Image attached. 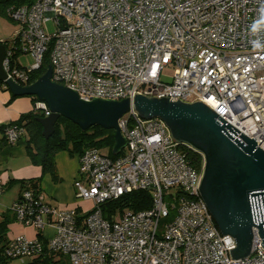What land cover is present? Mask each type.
Instances as JSON below:
<instances>
[{
    "label": "built area",
    "instance_id": "built-area-1",
    "mask_svg": "<svg viewBox=\"0 0 264 264\" xmlns=\"http://www.w3.org/2000/svg\"><path fill=\"white\" fill-rule=\"evenodd\" d=\"M5 14L18 29L5 46L7 79L26 85L47 53L53 81L87 101L126 98L129 108L117 121L125 139L121 155L87 148L78 157L74 194L91 208L50 205L24 184L7 209L25 226L38 232L52 226L54 232L48 238L16 235L4 244L3 257L23 262L49 253L67 264H264L253 225L249 252L231 259L233 237L221 236L197 190L203 161L195 169L186 158L195 150L190 144L174 142L159 118H142L133 108V93L199 101L264 151V0H30L8 6ZM15 53L29 54L33 62L21 67ZM33 107L50 114L43 101ZM23 133L11 124L3 135L14 143ZM133 190L149 194L148 208L103 216L101 205Z\"/></svg>",
    "mask_w": 264,
    "mask_h": 264
},
{
    "label": "water",
    "instance_id": "water-1",
    "mask_svg": "<svg viewBox=\"0 0 264 264\" xmlns=\"http://www.w3.org/2000/svg\"><path fill=\"white\" fill-rule=\"evenodd\" d=\"M5 46L0 43V82L14 96H32L46 103L50 114L38 119L41 135L48 138L62 116L85 130L92 125L113 130L111 152L125 145L117 121L129 108V100L93 98L83 100L77 93L51 79V67L28 85L6 78L2 68ZM169 96L146 97L133 93V108L142 118H159L171 140L190 144L205 154L198 192L211 213L221 236L233 237L231 259L249 252L252 231L258 228L264 248V151L225 122L202 102L168 100ZM264 100V99H263Z\"/></svg>",
    "mask_w": 264,
    "mask_h": 264
},
{
    "label": "trees",
    "instance_id": "trees-1",
    "mask_svg": "<svg viewBox=\"0 0 264 264\" xmlns=\"http://www.w3.org/2000/svg\"><path fill=\"white\" fill-rule=\"evenodd\" d=\"M29 2L30 0H0V15L6 17L5 9L8 6H18ZM8 41L9 40H3L0 41V43L7 46ZM17 54L18 53H15L13 55L14 60H16L15 57ZM49 65L48 55L45 53L40 66L29 73L26 85L34 82L46 71ZM19 66L24 67L21 64H19ZM0 90H8L2 82H0ZM16 97L18 96H14L10 93V100H13ZM29 97L34 105L36 98L32 96ZM41 117H44L43 112L32 107L31 110L21 113L17 119L5 124H0V132H4L5 128L11 124L22 126L24 129L22 136L25 137L27 156L32 164H36L41 167L43 173H49L52 181L54 182L59 180L54 164V155L58 151L64 150L69 154H75L78 157L87 148H96L112 158H115L123 153V150L119 151L117 154H113L111 152L114 142L113 130L104 129L98 125H92L85 130H81L77 125L62 116H60L55 122L53 133L48 138H44L41 135L42 127L38 121ZM186 158L195 169H201L202 156L197 151L189 150L186 154ZM38 181L39 179H33L20 181V183L22 187L27 183L34 189L35 192H38ZM150 203V196L146 191L133 190L123 194L115 200L101 205L100 208L103 216L109 217L111 212L115 213L116 211H122L123 209H130L133 211L141 210L148 208ZM77 209L79 210V207H77ZM1 242L2 241L0 239V264H8L9 260L1 254L5 244ZM32 260V262H43L45 264H67L64 260H53V255L49 253Z\"/></svg>",
    "mask_w": 264,
    "mask_h": 264
},
{
    "label": "crops",
    "instance_id": "crops-1",
    "mask_svg": "<svg viewBox=\"0 0 264 264\" xmlns=\"http://www.w3.org/2000/svg\"><path fill=\"white\" fill-rule=\"evenodd\" d=\"M32 100L29 96H18L10 100L8 90H0V124H5L18 118L21 113L31 110ZM54 164L59 180L54 182L47 173H43L39 165L32 164L26 154L25 137L22 136L14 143H7L3 132H0V179L3 190L0 194V239L6 243L16 235L33 238L38 233L43 238L50 237L54 230L46 226L39 231L31 226L17 222L7 208L17 199L22 185L20 181L39 179V195L41 200L60 208L79 207L75 197L73 182L79 178L78 156L61 150L54 155ZM4 223V224H1ZM1 242V243H2ZM53 260H61L53 256ZM31 259L8 261V264H34ZM62 261V260H61Z\"/></svg>",
    "mask_w": 264,
    "mask_h": 264
},
{
    "label": "rangeland",
    "instance_id": "rangeland-1",
    "mask_svg": "<svg viewBox=\"0 0 264 264\" xmlns=\"http://www.w3.org/2000/svg\"><path fill=\"white\" fill-rule=\"evenodd\" d=\"M45 26L48 32L51 33L54 31V27L52 26L51 22H47ZM17 32H18L17 23L12 21L7 16L5 17V16L0 15V41L8 40V39L12 40L16 36ZM15 58H16V61L19 62L23 66H28L33 62V59L31 58V56L26 53H18ZM47 174L51 178L50 174L49 173ZM164 201L166 203H174V200L171 197H165ZM77 202L80 203L81 208L83 210H88L89 208H91L90 201L78 199ZM34 264H45V263L35 262Z\"/></svg>",
    "mask_w": 264,
    "mask_h": 264
},
{
    "label": "flooded vegetation",
    "instance_id": "flooded-vegetation-1",
    "mask_svg": "<svg viewBox=\"0 0 264 264\" xmlns=\"http://www.w3.org/2000/svg\"><path fill=\"white\" fill-rule=\"evenodd\" d=\"M201 156H202V161H203V169H204V164H205V161H206V159H205V154L201 151H199L198 152ZM203 169H202V176H203ZM201 195V194H200Z\"/></svg>",
    "mask_w": 264,
    "mask_h": 264
}]
</instances>
